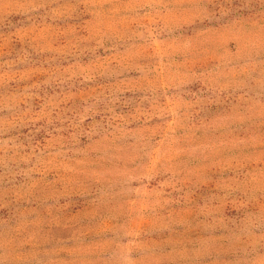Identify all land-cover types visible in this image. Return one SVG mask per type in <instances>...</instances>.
I'll return each mask as SVG.
<instances>
[{"label": "rangeland", "instance_id": "obj_1", "mask_svg": "<svg viewBox=\"0 0 264 264\" xmlns=\"http://www.w3.org/2000/svg\"><path fill=\"white\" fill-rule=\"evenodd\" d=\"M0 264H264V0H0Z\"/></svg>", "mask_w": 264, "mask_h": 264}]
</instances>
